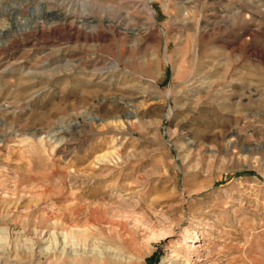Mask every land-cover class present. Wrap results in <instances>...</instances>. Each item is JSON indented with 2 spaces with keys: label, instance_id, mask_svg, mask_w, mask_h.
<instances>
[{
  "label": "rangeland",
  "instance_id": "obj_1",
  "mask_svg": "<svg viewBox=\"0 0 264 264\" xmlns=\"http://www.w3.org/2000/svg\"><path fill=\"white\" fill-rule=\"evenodd\" d=\"M53 11L103 37L0 52L9 263L102 264L83 229L103 264H264V0H0V26Z\"/></svg>",
  "mask_w": 264,
  "mask_h": 264
},
{
  "label": "bare ground",
  "instance_id": "obj_2",
  "mask_svg": "<svg viewBox=\"0 0 264 264\" xmlns=\"http://www.w3.org/2000/svg\"><path fill=\"white\" fill-rule=\"evenodd\" d=\"M27 6H28V3L27 2L24 3L23 7L20 6V8H19L20 11L22 12L23 8H26ZM53 12H54V14L50 15L51 17L49 16V18H45L44 20L43 19L39 20V21L36 20L37 22L33 25H31L30 22L24 23L22 25L21 32H19V33L13 31V27L10 23H7V24L0 26V52L4 51V50L8 51L9 49H15L22 42L21 40H36L37 42L35 41L34 45H37L39 42V38H41V37L55 36L60 41H74L75 40L77 42H79L81 40H84V42H87L90 40H97L99 38L101 39L103 37L101 35L102 33L99 32L100 30L98 31L99 32L98 33L97 30H94V28H92L93 25L90 23H93V20L91 19V17L89 15H79L78 16V14L75 12V22H76V24H75V22H73L74 20L68 18V17H71L74 15L73 11H65V12L62 11L63 17L60 16L62 13H58L57 11H53ZM56 16L57 17L59 16L61 18H56ZM77 17H79L80 19L78 18L79 20H77ZM47 20L50 23V25L48 26V29L45 28L46 26H45V24H43V22H45ZM123 21H125V20H123ZM97 29H98V27H97ZM105 36L106 35H104V38H105ZM256 47L254 48V52H253L254 55L261 56V57L264 56V52L262 50L256 48ZM48 53L49 52L47 51L46 53L43 54V56L44 55L47 56ZM51 53H53V52L51 51ZM257 58H259V57H257ZM245 78H247V77H245ZM221 85H223L222 89L224 91H229L231 94H234L236 92L235 91L236 90L235 89L236 88V81L232 80V81H230L229 84H221ZM111 103H112V101H111ZM124 105H123V103H121V101H115L113 107L112 108L110 107V109L108 111L110 114H112L114 116L115 115L114 113H116V111L122 110L124 108ZM44 128L41 126L40 128H38L36 130V133L34 134L36 139H38V141L40 143L44 142V138H43V136H41V134L43 135V133H45V134L51 133V131H46ZM21 139H24V138H21ZM27 139H28V137H27ZM42 146H44V145H42ZM2 229L0 228V264H11V263H9V259L11 257L9 234L6 230V227H3ZM85 233H86V231L83 229L78 230V232L75 233V250L73 251L74 254L72 255L73 257L75 256V260L78 259L79 257H82V258L85 257L87 253H89L90 256H86V259H87V257L93 258V260H95V261L97 259H99L100 261L103 260V263L105 262L104 261L105 258H108L111 261L113 259H114L113 261L120 259V257L118 255H115V254L112 255L111 254L112 252L111 253H106V252L104 253V251H101L100 246L98 247L95 242H94V244L92 243V246L90 244H88V245H90L89 248H85V249L77 248L78 247L77 245H79V244H81V245L83 244L84 247L87 246L85 242L88 240L89 237L88 238L85 237ZM68 236H69V234L66 235V238ZM70 236L72 237V234ZM91 241H93V240L91 239ZM88 243H90V242H88ZM27 246H28V244H27ZM42 252L44 253V250ZM88 261H89V259H88ZM81 264H88V263L84 260L83 262H81ZM96 264H101V263H96Z\"/></svg>",
  "mask_w": 264,
  "mask_h": 264
}]
</instances>
